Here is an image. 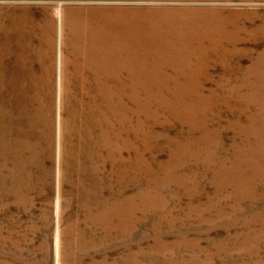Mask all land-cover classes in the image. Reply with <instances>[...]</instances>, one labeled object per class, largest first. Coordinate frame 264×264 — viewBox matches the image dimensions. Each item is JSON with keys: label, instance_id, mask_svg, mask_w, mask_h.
Returning <instances> with one entry per match:
<instances>
[{"label": "rangeland", "instance_id": "1", "mask_svg": "<svg viewBox=\"0 0 264 264\" xmlns=\"http://www.w3.org/2000/svg\"><path fill=\"white\" fill-rule=\"evenodd\" d=\"M68 8L127 42L105 105L59 101ZM58 166L63 247L68 188L114 204L69 229L88 262L264 264V0H0V264H55Z\"/></svg>", "mask_w": 264, "mask_h": 264}, {"label": "bare ground", "instance_id": "2", "mask_svg": "<svg viewBox=\"0 0 264 264\" xmlns=\"http://www.w3.org/2000/svg\"><path fill=\"white\" fill-rule=\"evenodd\" d=\"M68 13H65L64 19H62L61 11L59 10L58 16L60 19V31L62 30L63 22L66 25L69 20L68 33H69V45H66L67 53L66 55L62 54V36L59 35V50H58V88H59V101L61 95V85L62 80L65 83L67 88L71 86V78L76 83V86L82 85L89 89V92L93 94V98L90 97V104L92 107L96 104L97 101H101L102 105H105L107 97H114V87L115 83L121 82V85L125 86V73H126V60H127V51L128 46L125 40H121L114 34V28L112 33L106 32V29L103 27L97 28L96 24L91 23V18H84L79 16L78 10L77 13H71L72 9H67ZM67 17V18H66ZM63 20V21H62ZM73 23V25H72ZM103 25V23L101 24ZM111 31V30H110ZM62 60L66 64L65 77L62 78ZM68 66V68H67ZM111 100V99H109ZM103 102V103H102ZM114 105L111 103L109 110L114 112ZM59 135V128H58ZM60 142L58 143V164L60 159ZM60 170L58 166V181H57V203H56V231H55V264H93V262H88L93 260V258L85 255L83 249L78 245L76 240L77 236L72 235V230L74 224H79L81 221V226L89 229L88 224L91 227L97 228L98 226H110L114 230L115 226L113 225V218H115L114 204L113 206H105V202L100 198L102 188L99 186L100 177L95 183L96 186L92 183V191L89 193L90 200L83 201L80 206L75 204L76 200L79 198L85 197L86 195L81 186L80 192L75 188H68L66 193L70 195V198L67 197L66 205L69 208L70 205H75L76 208H79L75 211L74 218L71 220V223L68 225L67 233L71 234V240L68 243V248L63 247L61 230H60ZM91 175L95 176L93 173ZM71 180L73 179V170L70 175ZM75 178V177H74ZM77 178H75L76 182ZM81 181V180H80ZM74 182V183H75ZM83 194V195H81ZM82 196V197H81ZM89 202H92L91 205H94L95 208L87 209L85 208L90 206ZM78 213V215H76ZM114 216L109 217V216ZM123 219V217H122ZM105 227L109 229V227ZM66 229V228H65ZM107 229L105 234H107ZM122 234L124 233V228H122ZM84 233V232H83ZM104 234V235H105ZM68 251H63V249ZM125 247L119 251L118 257H114L112 264H126L127 254H125ZM97 253V252H96ZM65 256V258H64ZM88 256V257H87ZM62 258L64 260L62 261ZM88 262V263H87Z\"/></svg>", "mask_w": 264, "mask_h": 264}]
</instances>
